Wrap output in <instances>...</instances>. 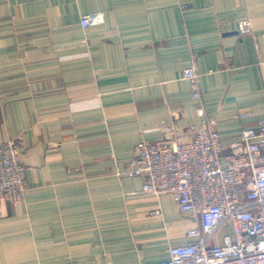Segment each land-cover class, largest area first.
<instances>
[{"label": "crops", "instance_id": "crops-1", "mask_svg": "<svg viewBox=\"0 0 264 264\" xmlns=\"http://www.w3.org/2000/svg\"><path fill=\"white\" fill-rule=\"evenodd\" d=\"M89 14L103 22L82 28ZM262 118L264 0H0V143L26 182L0 200V264L167 260L196 223L124 175L137 143L210 120L228 147Z\"/></svg>", "mask_w": 264, "mask_h": 264}, {"label": "built area", "instance_id": "built-area-1", "mask_svg": "<svg viewBox=\"0 0 264 264\" xmlns=\"http://www.w3.org/2000/svg\"><path fill=\"white\" fill-rule=\"evenodd\" d=\"M102 22V15L89 14L81 17L80 26ZM237 31L250 34V23L239 22ZM198 78L192 66L184 69L183 79L203 115ZM189 130L192 138L186 142L140 141L124 172L144 178L142 193L170 195L178 211L196 223L187 231L190 240L170 246L168 259L157 264H264V118L242 130L228 147L210 120ZM25 190V167L16 145L0 143V200L18 205Z\"/></svg>", "mask_w": 264, "mask_h": 264}, {"label": "rangeland", "instance_id": "rangeland-1", "mask_svg": "<svg viewBox=\"0 0 264 264\" xmlns=\"http://www.w3.org/2000/svg\"><path fill=\"white\" fill-rule=\"evenodd\" d=\"M219 233L222 234L223 233V230H221Z\"/></svg>", "mask_w": 264, "mask_h": 264}]
</instances>
